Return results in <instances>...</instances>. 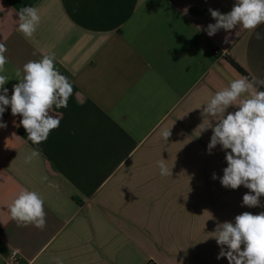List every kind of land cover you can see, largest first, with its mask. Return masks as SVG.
<instances>
[{"label":"crops","instance_id":"1","mask_svg":"<svg viewBox=\"0 0 264 264\" xmlns=\"http://www.w3.org/2000/svg\"><path fill=\"white\" fill-rule=\"evenodd\" d=\"M235 2L0 0L8 96L17 70L23 74L25 63L52 52L74 88L68 107L54 108L60 126L40 145L27 139L10 106L3 114L0 264L17 249L20 264H229L217 259L220 246L210 233L264 206H242L250 190L221 185L230 150L217 145L208 154L212 130L197 128L203 104L242 76L228 59L264 79V39L255 36L264 35V24L211 37L205 31L215 23L209 8L224 14ZM30 5L41 19L25 37L18 12ZM34 148L42 155L25 163ZM161 160L171 176L160 175ZM25 189L44 199L43 230L18 226L10 215Z\"/></svg>","mask_w":264,"mask_h":264},{"label":"clouds","instance_id":"2","mask_svg":"<svg viewBox=\"0 0 264 264\" xmlns=\"http://www.w3.org/2000/svg\"><path fill=\"white\" fill-rule=\"evenodd\" d=\"M209 12L215 20L205 29L210 37L221 29L228 32L242 26L255 31L264 24V0H236L227 13L211 8ZM18 17V31L25 37H32L41 19L38 8L33 5L21 7ZM255 36L257 40L264 39L259 32ZM224 42L228 43L227 36ZM6 52V44L0 41V73L5 71L8 62ZM55 59L52 52L38 61L25 63L23 74L20 70L16 72L19 83L13 85L11 97L4 87L10 79L0 74V128L7 127L2 117L10 106L13 116L22 117L19 123L34 145L45 142L50 132L60 126L59 117L53 115L56 113L54 108H67L74 91L73 83L55 67ZM261 87H264V79L256 76H241L231 81L228 87L217 91L210 101L203 104L202 122L197 128L200 134L212 130L208 154H212L217 145L222 150H230L226 151L227 167L219 178L220 183L233 190L241 185L249 189L242 204L249 208L264 206L260 201L264 195V91L259 90ZM230 107L237 110L228 112ZM170 134V130L162 133L165 142ZM41 155L42 151L34 148L25 156V163H31ZM158 166L161 176L172 175L165 160L159 161ZM212 178L218 177L213 173ZM42 180L47 181L48 177ZM49 187L58 186L49 183ZM44 203L38 192L25 189L13 201L9 212L18 226L32 225L43 230L47 226ZM208 238L215 239L220 246L217 259L226 257L229 264H264V211L259 214L246 211L235 216L234 223H217ZM15 254H19V249ZM57 264H63V261L57 258Z\"/></svg>","mask_w":264,"mask_h":264},{"label":"built area","instance_id":"3","mask_svg":"<svg viewBox=\"0 0 264 264\" xmlns=\"http://www.w3.org/2000/svg\"><path fill=\"white\" fill-rule=\"evenodd\" d=\"M214 55H220L218 50H214ZM16 250L12 251L10 256L8 257L7 264H20L19 255L15 254Z\"/></svg>","mask_w":264,"mask_h":264},{"label":"trees","instance_id":"4","mask_svg":"<svg viewBox=\"0 0 264 264\" xmlns=\"http://www.w3.org/2000/svg\"><path fill=\"white\" fill-rule=\"evenodd\" d=\"M228 62L231 64V66L238 72L240 73L242 76H248L249 78H251L241 67H239L236 63H234L232 60L228 59ZM259 90L264 91L262 88H260Z\"/></svg>","mask_w":264,"mask_h":264}]
</instances>
